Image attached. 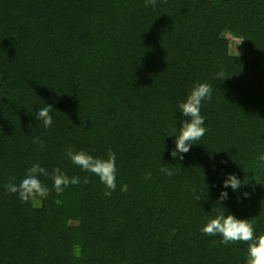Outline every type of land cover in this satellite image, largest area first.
Segmentation results:
<instances>
[{
  "label": "trees",
  "instance_id": "16d2710c",
  "mask_svg": "<svg viewBox=\"0 0 264 264\" xmlns=\"http://www.w3.org/2000/svg\"><path fill=\"white\" fill-rule=\"evenodd\" d=\"M196 82L212 86L207 132L180 160L179 104ZM46 104L49 128L35 117ZM69 146L116 153L111 197ZM261 154L264 0H0V264H246L247 244L201 229L225 213L264 233ZM37 163L81 182L57 194L40 176L48 197L24 203L5 185Z\"/></svg>",
  "mask_w": 264,
  "mask_h": 264
},
{
  "label": "clouds",
  "instance_id": "9594fccd",
  "mask_svg": "<svg viewBox=\"0 0 264 264\" xmlns=\"http://www.w3.org/2000/svg\"><path fill=\"white\" fill-rule=\"evenodd\" d=\"M157 0H145V7L155 8ZM216 78L225 80V72L223 70L216 74ZM212 99V86L209 83L196 82L185 101L179 104L180 112L185 119L182 122V127L179 128V133L173 135L176 137L174 144L175 149L171 152L173 158L183 159V155L190 151L196 141L200 140L207 132L205 125V117L201 115L202 102ZM52 106L46 104L41 107L36 114V119L42 122L45 128H49L53 124ZM175 131V130H174ZM33 143L40 144L43 148L44 144L39 138H34ZM65 155L71 162L80 167L83 171L95 174L100 178V181L106 186L108 191L104 192L105 197H111L116 190V153L112 149H108L107 157H94L86 151H75L71 146L66 149ZM260 162H264V154L258 157ZM165 175L171 176L173 173L166 166L160 169ZM51 176L53 187L57 194H62L65 188L73 185H78L81 182L79 176L69 177L62 172L60 168H55L49 173L40 164H34L26 170L24 178L19 184L13 181L5 185L8 192L17 194L19 199L27 203L36 199H46L50 189L41 182L40 176ZM151 178V173H148L146 179ZM84 183H89L88 177H84ZM245 184L235 174H230L224 181L223 187L227 189L231 187L233 192H236ZM121 192L128 191V185L124 184L121 187ZM245 197L248 193L243 194ZM228 199V192L222 191L220 200L217 204H222ZM202 233L208 236H222V243L225 245L245 243L247 244V260L246 264H264V233L256 235L254 225L251 220L238 219L233 214L220 213L215 218H210L201 229Z\"/></svg>",
  "mask_w": 264,
  "mask_h": 264
},
{
  "label": "rangeland",
  "instance_id": "374dc122",
  "mask_svg": "<svg viewBox=\"0 0 264 264\" xmlns=\"http://www.w3.org/2000/svg\"><path fill=\"white\" fill-rule=\"evenodd\" d=\"M228 37L232 42V48H231L232 53L233 54L240 53L242 48H243L242 41L240 39H238L237 37H234V36H228ZM76 225L77 224L74 222L70 223L68 226V232L74 234L76 232V229H77Z\"/></svg>",
  "mask_w": 264,
  "mask_h": 264
}]
</instances>
